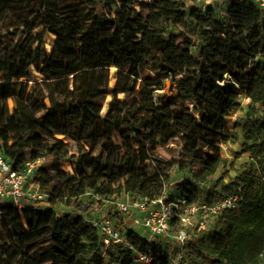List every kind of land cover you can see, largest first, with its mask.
Returning a JSON list of instances; mask_svg holds the SVG:
<instances>
[{"label": "trees", "instance_id": "1", "mask_svg": "<svg viewBox=\"0 0 264 264\" xmlns=\"http://www.w3.org/2000/svg\"><path fill=\"white\" fill-rule=\"evenodd\" d=\"M135 3L148 15H131L130 0H0V50L7 53L0 76V149L14 168L47 155L51 167L37 173L51 208L2 206L0 264H133L135 252L150 250L152 264H169L162 245L130 230L125 236L132 249L124 244L104 249L100 232L86 217L122 194L158 198L174 167L192 171L194 182L178 184L169 198L200 200L197 183L216 173L220 145L236 140L220 123L241 106L240 91L248 99L242 147L261 166L236 178L230 193L241 186L238 209L221 216L217 228L193 233L186 257L189 264H247L244 246L264 224V13L249 0H230L225 21L211 8L187 12L183 0ZM171 26L191 38L177 46ZM45 33L52 36L50 48ZM193 39L201 43L196 56L189 54ZM177 54L187 59L177 62ZM111 68L116 80L108 126L101 112ZM31 69L42 80L16 104L38 116L22 121L10 113L8 100L16 84L30 80ZM167 80L180 101L155 100ZM76 121L99 142L88 137L72 150L55 138H68ZM11 134H16L12 143ZM113 134L124 144L117 156ZM176 140L182 146L176 157L155 152ZM64 162L72 163L75 176L62 171ZM225 195L211 191L205 200L211 204ZM58 205L74 213L59 217L53 210ZM211 238L224 245L211 244Z\"/></svg>", "mask_w": 264, "mask_h": 264}, {"label": "rangeland", "instance_id": "2", "mask_svg": "<svg viewBox=\"0 0 264 264\" xmlns=\"http://www.w3.org/2000/svg\"><path fill=\"white\" fill-rule=\"evenodd\" d=\"M138 0H130L131 5L128 7V12L133 15L134 12L136 14H140L141 16H147L148 12L146 10L140 9V6L135 2ZM230 0H183L185 10L187 12L190 11L191 8H197L200 12L204 13L207 9H213L218 18L221 21H225L227 19V9L229 6ZM40 32V29L35 31V34ZM169 33L176 36V45L181 46L183 44V38H191L190 34L179 27L171 26L169 29ZM45 46L50 48L53 46L52 36L48 33H45L43 39ZM201 46V43L196 40H192V47L189 49V54L191 56H196L197 50ZM7 53L5 50H0V76L4 74V67L6 62ZM187 58L183 54H177L175 56V60L177 62H182ZM43 63V61H41ZM177 66L173 65V69L175 70ZM111 78H110V91L104 98V104L101 112V117L105 119L108 126H111V117L108 116L109 112V102L113 98V86L116 80V69L111 68ZM42 77L34 70L31 69V78L29 81H26L23 85L16 84L15 93L13 98L8 100V107L10 113L14 118L20 117L22 121H26L29 118H35L38 115L32 113L24 104L21 105V109L17 107L16 101L21 99V95L24 92H28L29 89L37 82L41 81ZM165 88L161 90L159 94H155V100L160 101L162 103L165 102V96L178 102L180 101L178 97V92L176 90H172L170 87L169 80L164 83ZM239 91V90H238ZM118 99H123V94H119ZM240 103L241 106L237 109H234L230 112L229 117H227L223 122L220 123V126H226L232 134L236 135L235 141H227L220 145L219 156L221 158V164L217 169L216 173L210 176L206 182L197 183V188L200 192V200L204 201L208 196L209 192L213 191L217 194V196L229 194L232 190V184L235 182L236 178L240 176L243 172L248 171L252 168H258L261 166L259 161H256L251 156L250 152H244L242 147V133L241 128L245 123V116L247 111L248 99L246 93L240 91ZM112 136V143L115 148V155H119L121 148L124 146L122 141L117 136V141L119 145L114 143V136ZM11 143L16 139V134H11ZM88 137L93 138V144H97L99 139L90 134V131L82 126V124L78 121L75 122V127L68 138L62 136H55V138L64 141L65 143H69L71 145L72 150L76 149V146L81 144ZM177 143L173 141L170 142L169 146L166 150L161 148H157L155 152H158L161 156L166 157L167 159H171L176 157L181 151L182 146L178 140ZM102 145L99 144L95 149L94 156H96ZM30 148L35 149V146H31ZM170 149V151H168ZM152 154V153H151ZM50 156H46L45 161L43 162V168H46L48 172H51V167L49 166ZM261 162H264V159H261ZM264 165V163H263ZM72 167V172L69 173L70 176H75V172L73 169V165L71 162H64L61 166V169L64 173L67 172V168ZM68 174V173H66ZM192 171L190 170H179L177 167H174L170 171L169 180L165 182L164 192L167 195L176 194V187L178 184H181L186 181H193ZM222 180L221 186L217 187L218 182ZM136 200V196L122 194L118 197L111 198L109 201L113 203H130ZM4 204L0 202V210L3 208ZM3 206V207H2ZM41 210H46L51 208L50 206H39L37 207ZM53 210L59 217L70 215L74 213L73 209H67L63 205H58L53 207ZM7 214H12L11 210L6 212ZM89 218L91 219H99V218H109L114 228L118 231L125 232L127 230H131L132 228V214L130 213H120L117 211V207L115 204L103 203L101 206H95L93 211L90 212ZM219 219H216L209 226V229L217 228V223ZM210 243L213 245H218L222 247L224 245L223 241L211 238ZM156 244H162L166 251H169L170 248L175 250V246L170 239H156L154 240ZM245 256L247 258V264H264V224L260 227L259 230L254 234V236L245 244L244 246ZM197 264H215V263H203L198 261Z\"/></svg>", "mask_w": 264, "mask_h": 264}, {"label": "built area", "instance_id": "3", "mask_svg": "<svg viewBox=\"0 0 264 264\" xmlns=\"http://www.w3.org/2000/svg\"><path fill=\"white\" fill-rule=\"evenodd\" d=\"M138 1L149 3L152 0ZM249 1L264 13V0ZM45 158V156H38L14 168V163L7 159L0 149V201L3 204H9L11 209L17 210L24 207L49 206L46 191L42 190L37 183V173L43 166ZM241 200V186H238L236 191L211 204L206 200L190 203L184 197L170 199L165 192L152 201L136 197V200L130 203H113L109 200L104 203L115 204L120 213L132 214V228L129 230L139 238L149 243H155L156 239H170L175 250L170 248L164 253L169 264H189L186 248L191 235L198 231L208 230L214 220L227 212L237 210ZM86 219L100 232L104 249L111 244H124L128 249H132L125 236L128 230L124 233L118 231L113 227L109 218L86 217ZM152 263V250L145 253H134L133 264Z\"/></svg>", "mask_w": 264, "mask_h": 264}, {"label": "bare ground", "instance_id": "4", "mask_svg": "<svg viewBox=\"0 0 264 264\" xmlns=\"http://www.w3.org/2000/svg\"><path fill=\"white\" fill-rule=\"evenodd\" d=\"M114 143H115L116 145H119V143H118V141H117V135L114 136ZM67 172H68V173H71V172H72V169H71V168H67Z\"/></svg>", "mask_w": 264, "mask_h": 264}, {"label": "crops", "instance_id": "5", "mask_svg": "<svg viewBox=\"0 0 264 264\" xmlns=\"http://www.w3.org/2000/svg\"><path fill=\"white\" fill-rule=\"evenodd\" d=\"M120 139V138H119ZM1 202V201H0Z\"/></svg>", "mask_w": 264, "mask_h": 264}]
</instances>
